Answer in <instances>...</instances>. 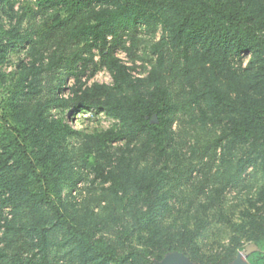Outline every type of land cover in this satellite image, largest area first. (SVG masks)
I'll list each match as a JSON object with an SVG mask.
<instances>
[{
	"label": "trees",
	"instance_id": "1",
	"mask_svg": "<svg viewBox=\"0 0 264 264\" xmlns=\"http://www.w3.org/2000/svg\"><path fill=\"white\" fill-rule=\"evenodd\" d=\"M0 11L8 19L0 15V230L5 237L25 231L45 256L58 232V244L73 252L71 264H154L172 251L198 264H230L249 244L257 246L250 263L264 264L263 208L247 212L237 225L246 244L234 234L225 252L212 255L199 244L204 222L179 229L160 223L170 209L166 168L181 161L174 124L185 106L197 110L203 123L221 125L215 146L229 169L236 166L238 174L249 165H264V0H0ZM140 24L161 25L164 32L153 44L157 58L146 75L134 74L117 54L125 48L134 56ZM18 44L28 46L30 60L3 72ZM246 55L243 73L235 58ZM178 61L182 67H175ZM103 66L111 83L83 79ZM70 75L76 82L66 93ZM178 79L184 100L174 92ZM54 108L72 109V116L95 109L118 122L88 130L53 115ZM74 137L81 138L79 145L70 141ZM86 166L110 183L111 197L136 208L132 226L119 237L121 252L98 236L93 209L81 217L77 204L63 196L66 186L83 178ZM130 233L137 239L128 240ZM8 257L0 249V264H9Z\"/></svg>",
	"mask_w": 264,
	"mask_h": 264
},
{
	"label": "rangeland",
	"instance_id": "2",
	"mask_svg": "<svg viewBox=\"0 0 264 264\" xmlns=\"http://www.w3.org/2000/svg\"><path fill=\"white\" fill-rule=\"evenodd\" d=\"M19 4V2L16 4L17 8H19ZM0 15L4 20H8L3 12L0 11ZM39 18L42 19V16ZM163 33L161 25L152 27L140 24L133 37V39L136 37L135 50L132 52L134 56L125 48H119L117 54L123 62L134 67V74L146 75L157 58V55L152 51L153 44L161 39ZM125 40V45L130 47L131 37L126 36ZM171 53L172 51L168 56L170 63L173 61ZM99 58L96 53V60ZM21 59L30 60L26 44H18L17 48L9 53L1 70L12 73ZM249 60L250 55L244 56L242 60L235 58V65L240 68V72L245 73L244 68ZM78 65H81V62ZM180 65L182 67L178 61L175 67ZM171 66L174 68V64ZM94 67L93 65L92 68ZM169 69L171 71V67ZM58 72L60 73V71ZM89 74L90 71L83 77L88 84L93 82L111 83L113 80L110 71L104 66L99 67L90 78ZM60 76L59 79L65 78L63 74ZM67 78L66 86L63 87V92L66 93L69 92L70 86L76 82L74 75ZM53 80L57 81L56 78ZM173 84L179 85L174 87L176 97L181 96V99L184 100V91L180 87L182 86L181 80L178 79ZM2 96L0 89V97ZM51 112L56 116H65L74 126L88 130L109 128L118 122L116 118L108 116L104 111L96 112L95 109L85 111L88 112V116L84 114L85 112L80 111L76 116H72V109L64 112L54 108L51 109ZM220 128L221 125L217 126L213 122L203 123L200 120L199 112L190 105L185 106L178 113L174 130L176 143L181 148V152L179 151L181 161L170 162L166 168L169 179L165 184V189L170 193V209L160 221L161 225L168 229H179L184 226L194 227L197 223L204 222L199 244L206 255L220 251L225 252L229 240L234 234H237L243 244H246V237L243 231L237 229V225L244 221L247 212H258L259 208L264 210V200L261 199L264 190V165L260 163L249 165L238 174L236 166L231 165L229 169V163H224L221 158V147L215 146V138L219 134ZM70 141L79 145L81 138L74 137ZM136 143L134 142L129 148L135 147ZM116 145H121L124 150L128 148L126 142H119ZM126 152L130 154L129 149ZM241 155V152L236 154L235 162ZM146 163L147 161L139 160L140 166H145ZM161 165H163V161ZM82 171L83 178L77 185L66 186L63 196L67 201L77 204L76 211L81 217L93 209L92 218H95L93 226L99 230L98 236L103 235L121 252L123 246L119 237L125 232L126 227L132 226V214L136 208L127 201L120 202L111 197L108 190L110 183L95 178V171L91 166L83 167ZM74 190L75 192H73ZM8 208L13 207L10 205ZM23 222V216H20L18 224L21 225ZM137 236V233H130L128 240H135ZM53 241L54 244L43 256L38 253V248L25 231L18 235L10 234L5 237L3 229L0 230V249H6L9 264H14L13 259H20L18 264H27L30 258H34V264H71L75 259L73 252L69 246L62 247L58 244L62 241V236L58 232L54 233ZM241 250L244 249L239 248L238 253Z\"/></svg>",
	"mask_w": 264,
	"mask_h": 264
},
{
	"label": "water",
	"instance_id": "3",
	"mask_svg": "<svg viewBox=\"0 0 264 264\" xmlns=\"http://www.w3.org/2000/svg\"><path fill=\"white\" fill-rule=\"evenodd\" d=\"M257 249L254 244H249L244 250L240 251L237 257L230 264H251L248 260L249 255ZM154 264H198L190 259L185 253L172 251L167 253L163 259L156 260Z\"/></svg>",
	"mask_w": 264,
	"mask_h": 264
},
{
	"label": "built area",
	"instance_id": "4",
	"mask_svg": "<svg viewBox=\"0 0 264 264\" xmlns=\"http://www.w3.org/2000/svg\"><path fill=\"white\" fill-rule=\"evenodd\" d=\"M84 114H85L86 116H88V112H85Z\"/></svg>",
	"mask_w": 264,
	"mask_h": 264
}]
</instances>
